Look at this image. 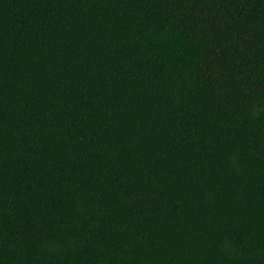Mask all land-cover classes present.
<instances>
[{
	"label": "trees",
	"instance_id": "obj_1",
	"mask_svg": "<svg viewBox=\"0 0 264 264\" xmlns=\"http://www.w3.org/2000/svg\"><path fill=\"white\" fill-rule=\"evenodd\" d=\"M0 264H264V0H0Z\"/></svg>",
	"mask_w": 264,
	"mask_h": 264
}]
</instances>
